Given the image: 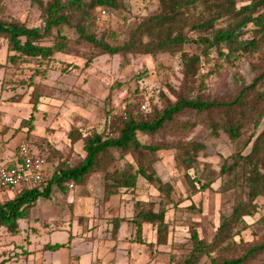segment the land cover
Returning <instances> with one entry per match:
<instances>
[{"label":"trees","instance_id":"16d2710c","mask_svg":"<svg viewBox=\"0 0 264 264\" xmlns=\"http://www.w3.org/2000/svg\"><path fill=\"white\" fill-rule=\"evenodd\" d=\"M155 1V11L139 17L118 44L117 35L107 32L108 27L99 30L96 16L100 9L110 16L127 11L129 0H30L42 21L37 27L4 18L5 5L0 0V41H5L8 52L5 64L0 67L32 62L50 64L53 56L65 51L70 43L65 32L73 31L78 43L87 45L99 56H178L182 76L178 88L167 83L168 94L162 88L157 99L151 103L149 99L146 111H141L138 97L142 91L137 88L123 113L111 118L110 129L87 134L79 128L70 129L67 134L70 145L78 141L83 145L84 156L77 164L70 165L51 147L46 155L38 151V155L52 164L53 170L46 172L39 186L22 188L10 199L0 201V230L18 235L19 222L29 219L30 209L41 197H49L53 185L66 197L69 189L86 185L93 174L107 173L119 166L114 177L104 180V201L118 196L122 190L134 193L137 184L144 181L156 189L159 202L157 210L151 211L150 202L134 201L133 207H143L139 219L112 217V238L117 237L122 223L131 222L135 226V242L155 252V248L168 243L167 214L173 205L174 190L173 184L162 181L156 172L157 152L174 150V163L184 171L191 194L206 191L212 182L197 187L198 180L189 171L194 169L200 155L205 156L207 147L203 142L186 139L190 131L201 125L211 138L223 134L228 141L235 142L247 136L249 152L231 153L223 159L219 170L221 176L238 175L246 189V199L235 200L230 214L220 215L210 242L197 233L190 235L182 264H202L204 259L210 264H251L264 255V234L262 240L251 245L245 244L240 236L249 227L246 219L260 211L257 199L264 196V126L259 130L264 119V0ZM242 61L249 66L252 76L249 83L235 76L237 88L232 93L205 95V78L219 72L224 65L234 67ZM43 70H38V75ZM146 75L144 71L136 79ZM29 86L31 113L18 126L19 131L27 128L28 134L34 129L40 104L38 84L31 82ZM139 135L158 137L160 142L143 143ZM127 157L132 159L131 166L121 167ZM55 158L59 159L57 163L51 162ZM259 223L264 228V213ZM141 224L152 229L154 242L141 238ZM62 247L46 244L42 249L57 251ZM260 264H264V258Z\"/></svg>","mask_w":264,"mask_h":264},{"label":"rangeland","instance_id":"374dc122","mask_svg":"<svg viewBox=\"0 0 264 264\" xmlns=\"http://www.w3.org/2000/svg\"><path fill=\"white\" fill-rule=\"evenodd\" d=\"M2 2L5 5L4 18L15 19L28 27L42 25L39 12L30 0ZM155 9V0H129L127 11L115 16L108 15L104 27H108L107 32L117 35L118 44L122 43L125 31L133 28L139 17L150 14ZM65 33L70 38V43L65 51L53 56L50 64L39 65L32 62L0 67V152L5 159L12 156L18 145L27 141L36 153L41 151L46 155L51 147L70 165H75L83 158L84 152L81 141L70 145L67 138L70 129L79 128L83 134L91 131L101 133L110 129L111 118L123 113L127 100L132 98L137 88L142 91L139 101L148 106L147 101L150 99L151 103V100L157 99L160 89L163 88L168 94L165 84L175 88L180 85L182 76L178 56H99L87 45L78 43L73 31ZM7 54L5 41L1 40L0 63L3 65ZM40 69H44L42 75H38ZM144 71L147 75L136 79V75ZM235 76L239 81L249 83L252 76L247 62H239L234 67L224 65L219 72L205 78V95L224 96L232 93L237 88L233 80ZM31 82L38 84L40 104L35 114L34 129L28 134L27 128L19 131L18 126L31 113L28 103L32 91L29 86ZM263 126L264 119L259 130ZM208 134L206 128L198 125L186 135L187 140L203 142L207 147L205 156L200 155L194 169L189 171L198 180L197 187L212 182L210 188L204 192L191 194L192 190L184 179V171L174 163V150L157 152L156 172L162 181L171 182L174 190L173 205L169 207L167 214L170 222L168 243L157 247L152 254L155 264H182L189 248L190 235L197 233L210 242L219 224L220 215L230 214L235 200L246 199V189L241 186L238 175L221 176L219 170L223 159L231 153L249 152L250 146H246L247 136L230 142L223 134L218 138H211ZM139 138L148 144L160 142L158 137L139 135ZM58 160L55 158L51 162L57 163ZM131 163L132 159L127 157L120 165L130 167ZM45 169L51 173L52 164L47 163ZM118 169L119 166H114L107 173L93 174L86 185H76L69 189L66 197L63 196L64 193H60V188L53 185L49 197H41L30 209L29 219L19 222L18 235L13 236L4 229L0 230V253H10L4 264H97L99 252L110 243L105 230L111 232L112 217L139 219L143 207L131 206L135 200L150 202L151 211L158 208V192L144 181L137 184L134 193H125L122 190L112 200L104 201V180L114 177ZM12 196L13 192L0 193V201ZM117 198H120L119 201ZM257 203L260 211L246 219L249 227L240 235L245 244L251 245L263 238L264 228L259 220L264 213V196L259 197ZM48 217L53 222L48 223ZM86 223L89 233L86 232L87 225L84 226ZM29 226L41 232L40 236H36V244L33 242L30 246L26 242L30 239ZM146 227L145 240L154 242L152 229L148 225ZM130 228L131 222H125L119 231L118 242L121 243L118 249L143 247L131 242ZM95 239H103L104 245L98 247ZM235 240L238 241V237ZM46 244H60L65 247L57 251L43 250L42 247ZM13 249L16 251L12 253ZM70 254L79 256L80 260L74 261L72 257L69 260ZM263 258V254L259 255L251 264H260ZM202 264L210 263L204 259Z\"/></svg>","mask_w":264,"mask_h":264},{"label":"crops","instance_id":"0c3cea01","mask_svg":"<svg viewBox=\"0 0 264 264\" xmlns=\"http://www.w3.org/2000/svg\"><path fill=\"white\" fill-rule=\"evenodd\" d=\"M0 64H2V63H0ZM16 148L13 150L12 156H8L6 159L1 155V152H0V161H1L0 163H3L2 161H4L5 164H14L15 159H16V155H15L16 154ZM7 193H9V192H7ZM120 198H117L118 201ZM126 201H128V199H126ZM131 206H133V203H131ZM119 217H121V216H119ZM129 219H131V218H129ZM47 222L51 223V222H53V219L51 217H48ZM90 222H91V220H90ZM79 223H80V219H79ZM124 223H122V225L120 226L119 231L121 230ZM86 225H87V231L86 232L89 233L88 223H86L84 226H86ZM132 225L134 227V230H133ZM62 228H64V227H62ZM147 228L148 227H146V224H141L140 236L144 241L150 242V240L149 241L145 240V238H146L145 237V231L147 230ZM130 229H132L131 232H134V234L129 232V238H130L131 242L134 243L135 238H136L134 224L131 223ZM28 231L27 232L30 234V239H27L26 242L30 246L33 244V242L34 243L37 242L36 236L37 235L40 236L41 232H39V230L33 226H29ZM105 231H106V237H108V240H110V243H109V246L107 248H105L99 252L100 258H99V261L97 262V264H122V263L123 264H155V261L153 260V255H152L155 252L152 253L145 245H143V247L137 246V248H134V249L129 248L128 250H126V249L120 250V249H118V246L121 243V242H118L119 241V231H118L117 237L115 239L112 238V234H111L110 230L106 229ZM151 239H153V238H151ZM95 243L98 247H101L104 245V240L103 239H95ZM135 243H137V242H135ZM137 244H139V243H137ZM50 245H54V244H50ZM130 245H132V244H130ZM130 245H129V247H131ZM140 245H142V244H140ZM63 247H65V246L63 245ZM14 248L16 249L15 246H14ZM15 249L11 250V252L12 253L15 252L16 251ZM155 250H157V248H155ZM23 251H25L24 248H23ZM6 256L7 257L10 256V253L9 252H1L0 253V262H3V264L6 262ZM68 257H69V260L71 259V257L74 259V261L80 260L79 256H77V255H71L70 254Z\"/></svg>","mask_w":264,"mask_h":264},{"label":"built area","instance_id":"2783aa9c","mask_svg":"<svg viewBox=\"0 0 264 264\" xmlns=\"http://www.w3.org/2000/svg\"><path fill=\"white\" fill-rule=\"evenodd\" d=\"M108 13L100 9L96 16V25L99 30L104 27ZM147 105L142 103L141 111H146ZM0 143V148H1ZM14 165L0 163V193L17 192L22 188H34L42 184L47 170V162L38 155L28 143L20 144L16 153ZM71 188V185H69Z\"/></svg>","mask_w":264,"mask_h":264}]
</instances>
